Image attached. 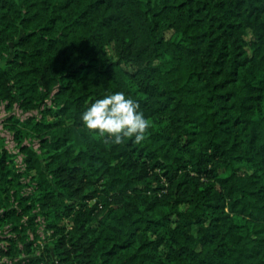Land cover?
Listing matches in <instances>:
<instances>
[{"label": "trees", "instance_id": "obj_1", "mask_svg": "<svg viewBox=\"0 0 264 264\" xmlns=\"http://www.w3.org/2000/svg\"><path fill=\"white\" fill-rule=\"evenodd\" d=\"M112 91L140 144L83 126ZM0 103V258L264 264V0H0Z\"/></svg>", "mask_w": 264, "mask_h": 264}, {"label": "clouds", "instance_id": "obj_2", "mask_svg": "<svg viewBox=\"0 0 264 264\" xmlns=\"http://www.w3.org/2000/svg\"><path fill=\"white\" fill-rule=\"evenodd\" d=\"M83 126L98 138L122 144L131 138L144 141L150 121L137 100L124 91H112L94 99L80 114Z\"/></svg>", "mask_w": 264, "mask_h": 264}, {"label": "rangeland", "instance_id": "obj_3", "mask_svg": "<svg viewBox=\"0 0 264 264\" xmlns=\"http://www.w3.org/2000/svg\"><path fill=\"white\" fill-rule=\"evenodd\" d=\"M16 111H15V114L18 115V116H21L23 119H25L26 117H28L29 114H23L22 115V111L16 107ZM14 113V112H12ZM11 113V114H12ZM34 114H37V111L34 112ZM10 115V113H8L5 109V105L3 103H0V134L2 136H4L7 140V147L11 150V151H14L16 150L15 149V144L14 142L12 141L13 139V135H11V133H9L8 131H6L5 129H3V120L8 117ZM41 233L44 235L45 234V230H44V226L42 227L41 229ZM6 259V258H5ZM4 259H2L1 261H3Z\"/></svg>", "mask_w": 264, "mask_h": 264}, {"label": "crops", "instance_id": "obj_4", "mask_svg": "<svg viewBox=\"0 0 264 264\" xmlns=\"http://www.w3.org/2000/svg\"><path fill=\"white\" fill-rule=\"evenodd\" d=\"M2 259H4V260L1 261ZM0 264H12V263L8 259L0 258Z\"/></svg>", "mask_w": 264, "mask_h": 264}]
</instances>
